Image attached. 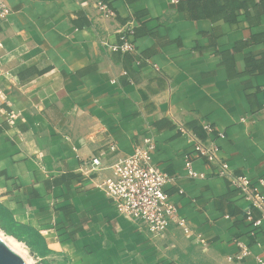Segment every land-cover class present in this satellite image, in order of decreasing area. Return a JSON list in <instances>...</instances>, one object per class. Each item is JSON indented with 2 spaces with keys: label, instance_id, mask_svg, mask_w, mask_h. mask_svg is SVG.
I'll use <instances>...</instances> for the list:
<instances>
[{
  "label": "crops",
  "instance_id": "0c3cea01",
  "mask_svg": "<svg viewBox=\"0 0 264 264\" xmlns=\"http://www.w3.org/2000/svg\"><path fill=\"white\" fill-rule=\"evenodd\" d=\"M4 1L12 13L0 24V204L14 220L69 264H184L191 246L209 253L205 264H261L264 222L248 220L260 211L195 151L207 121L224 135L216 141L233 174L264 177L260 0L183 10L180 0ZM130 27L140 55L113 48ZM151 132L189 232L145 234L98 187L114 154H131ZM95 157L102 165L89 164ZM186 157L203 176L188 174Z\"/></svg>",
  "mask_w": 264,
  "mask_h": 264
},
{
  "label": "built area",
  "instance_id": "2783aa9c",
  "mask_svg": "<svg viewBox=\"0 0 264 264\" xmlns=\"http://www.w3.org/2000/svg\"><path fill=\"white\" fill-rule=\"evenodd\" d=\"M99 8L109 16L115 12L106 3L99 2ZM11 7L0 0V24L11 15ZM134 27L127 29L123 42L114 46L115 50L139 54L134 42ZM140 61L142 56H140ZM139 61V62H140ZM203 127L207 138L195 145V151L218 167V174L230 180L231 184L252 207L260 211L261 217L254 219L248 213V220L255 228L261 227L264 222V177L252 181L249 175L237 176L232 173L229 163L220 156V146L216 137H223L222 132H216L214 126L204 122ZM157 148L155 135H144L134 146L133 152L127 155L114 154L110 164L111 178L104 180L98 187L106 194L116 211L130 218L145 234L154 238L164 236L172 226H180L189 232L186 220L181 217L178 205L166 191L167 184L174 178L155 164L153 158ZM92 167L102 165L99 158L89 161ZM185 166L191 177L203 176L193 168L192 161L186 157ZM261 264L264 261L259 259Z\"/></svg>",
  "mask_w": 264,
  "mask_h": 264
},
{
  "label": "trees",
  "instance_id": "16d2710c",
  "mask_svg": "<svg viewBox=\"0 0 264 264\" xmlns=\"http://www.w3.org/2000/svg\"><path fill=\"white\" fill-rule=\"evenodd\" d=\"M103 1H106V0H103ZM198 1L199 0H191L190 2L185 3L183 2V0H180V2L178 3V8L181 10H183L184 8L188 6L194 8L198 5ZM246 1L252 2L255 0H246ZM260 2H261V5L260 6L256 5V8H262L264 10V0H260ZM215 3H216L215 0H203V5L205 6H212ZM250 5H255V4L252 3ZM199 11L192 14L193 17L195 18H199V17L214 18L215 17L213 14L199 13ZM0 228L6 234L15 237L17 240L21 242H24L31 249V251L36 255L45 257L50 254H55V252L48 247L45 238L36 228L14 220L10 211L6 207H4L2 204H0ZM64 260L68 262V259L66 257H64Z\"/></svg>",
  "mask_w": 264,
  "mask_h": 264
},
{
  "label": "rangeland",
  "instance_id": "374dc122",
  "mask_svg": "<svg viewBox=\"0 0 264 264\" xmlns=\"http://www.w3.org/2000/svg\"><path fill=\"white\" fill-rule=\"evenodd\" d=\"M25 247V257L28 261L31 262V264H68V262L64 260V257L60 255L50 254L45 257H41L34 254L26 244ZM205 258L207 259V263H209V253L207 251L200 247L191 246L188 250V253L185 254L184 258H182V261L184 262V264H205L203 263Z\"/></svg>",
  "mask_w": 264,
  "mask_h": 264
},
{
  "label": "bare ground",
  "instance_id": "6f19581e",
  "mask_svg": "<svg viewBox=\"0 0 264 264\" xmlns=\"http://www.w3.org/2000/svg\"><path fill=\"white\" fill-rule=\"evenodd\" d=\"M0 240L3 241L10 249L18 253L26 262V264H31L30 261L25 257L26 247L25 244L15 237L6 234L4 231L0 229Z\"/></svg>",
  "mask_w": 264,
  "mask_h": 264
},
{
  "label": "water",
  "instance_id": "95a60500",
  "mask_svg": "<svg viewBox=\"0 0 264 264\" xmlns=\"http://www.w3.org/2000/svg\"><path fill=\"white\" fill-rule=\"evenodd\" d=\"M0 264H26L24 259L0 240Z\"/></svg>",
  "mask_w": 264,
  "mask_h": 264
}]
</instances>
